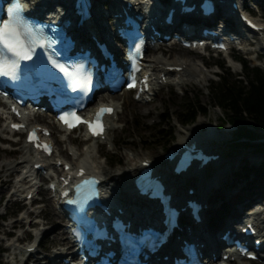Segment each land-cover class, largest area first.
<instances>
[{
    "label": "rangeland",
    "instance_id": "obj_1",
    "mask_svg": "<svg viewBox=\"0 0 264 264\" xmlns=\"http://www.w3.org/2000/svg\"><path fill=\"white\" fill-rule=\"evenodd\" d=\"M241 1L244 2V6L255 8L254 16L258 20L264 22V0H255V2H251V5H249L248 1L252 0ZM113 6L114 4L111 0H100L99 12L97 10L94 11V15L96 14V16H98L96 21L100 25L109 26L107 20L113 15ZM99 17L101 19H99ZM249 37L257 42V44L250 48L253 52L248 55L245 52H239L237 50L234 51L231 56H244L252 63L253 66H258L264 71V58L260 62L255 59L258 52L263 54L264 57V38L258 39L256 36L252 37V35ZM245 50L246 47H244V51ZM184 51L185 50H181V53L175 57L171 55L173 52H176L174 50H170L168 52L157 51L151 57L152 59H154L155 56L163 58L166 57V59L170 58L171 63L174 61L178 62L182 59V57H186L185 60H190L198 65L204 63V65L208 67V71L205 73L209 78L208 85L200 87L198 78L195 75L188 74L182 80V85L179 84L174 86L157 87L156 97L150 104L135 102L132 95L124 93L116 98L117 104L115 106L118 107V110L120 111L118 114L119 120L113 123L114 130L108 136L110 141H108L109 144L101 146L86 142L82 133H75L67 137L61 134H55L54 139L57 144L56 157L71 161V163L75 166L78 165V162L86 156V152L89 148H91V151H93L92 158L96 161V164L94 163V167L96 165L97 171L102 173L106 171V175L107 173L123 174L133 168L136 163L138 165L141 158L146 157L157 161L160 158H163L166 151L175 147L181 139L197 134L200 135V137H204L205 141H202L203 146L211 148L215 151V153H222L224 158L226 157L227 159L225 161V167H229L230 174L226 183L216 195H218L220 199H225L223 196L226 195V192L232 188L241 187L243 189L244 185L239 184L242 179L236 178L234 176V172L243 167L246 160L257 159V156L249 150L238 151L233 149L231 145L233 127L229 125L223 129L218 127L222 121L223 114L220 109L210 107L212 100L211 95L209 94V89L211 88L212 83H217L218 81L220 82V79L215 75V72L219 71V74H222V76L226 75L225 70L222 72L216 67H213V65L217 64V62L223 61L226 63L227 67L231 65L232 68L229 67V72L235 78L242 74L241 65L239 63L235 65L231 64L227 56H217L213 53H204L195 58L190 57V54H194L192 52L190 54L183 55L185 54ZM199 69L200 72H202V68ZM185 97H189L190 99L199 98L203 106L210 107V111L207 116H200L193 125L182 128L178 124L175 114L178 113L182 107L184 103L183 99ZM100 102H105L104 98L101 96L98 98V103ZM128 102L129 105L127 104ZM98 103L96 102V105ZM142 105H145V107ZM169 114L174 115L173 120L167 118ZM38 122L42 123V120L39 119ZM154 126L160 127L164 131H168L170 128L175 127V140L166 144L159 141H153L149 135L151 132L150 129L154 128ZM6 127V123L0 117V214L3 216L0 218V263L37 264L33 261V259H40V264H60L61 259L66 256V254H64L61 258H56L54 260L55 256L61 254V251L51 250V243L53 242L56 232L63 229V226L60 225L58 228L53 229L56 225H59L56 224L58 222L48 223L49 219L56 217L54 215L56 210L51 204L52 201L50 197L45 193L40 194L39 198H43V203L39 206L33 207L32 209L20 201L15 203V198H21L18 196H23L24 198L26 195H22V193L30 189L21 188L22 183L20 182V179L23 178V175H25L24 171L26 170L23 168L25 166L24 164H18L23 162L26 158H32V156L27 150L22 148L23 140L20 144L13 145L14 149L12 151L6 149L10 147V142L4 140L7 136L3 132ZM211 131H213L212 135H210ZM207 136L210 137L206 139ZM129 137H133L132 139H129L131 142L125 143L124 141L128 140ZM11 138L14 141L19 140L17 135ZM118 143H121V147L115 145ZM133 158L136 159L135 161H132L133 164H128V160ZM116 159H120L121 162L114 163ZM215 171H217V168H212L207 171L206 174L210 175ZM132 176L133 173L131 175L126 174L125 178L119 181L120 184L116 185V189L119 190L120 196L126 201L135 199L129 194V192L133 189ZM1 189L3 190L2 192ZM20 189L23 190L19 192V195L17 196L16 193ZM123 192H127L128 195H123ZM243 196L242 194L238 196V203L242 202ZM239 198L240 201L238 200ZM259 202V205H255L256 207L252 206V209L250 210H248V208H251V205L245 207L242 205L238 207L243 208L245 215L246 213L248 214L249 211H259L261 213L260 219L264 220V201ZM32 211L35 212L34 214L41 212V215L40 217L33 215L31 223L28 224V220L24 218ZM39 221V225L35 227V223H38ZM7 234H10L9 236L12 238L10 239L7 237ZM36 239L41 241L42 250L39 253L32 255V260H28L27 263H24L26 259L24 252L28 248V245H31ZM21 240H23L24 243H22ZM8 244L11 246L10 248H8ZM14 253H18L15 258Z\"/></svg>",
    "mask_w": 264,
    "mask_h": 264
},
{
    "label": "trees",
    "instance_id": "obj_2",
    "mask_svg": "<svg viewBox=\"0 0 264 264\" xmlns=\"http://www.w3.org/2000/svg\"><path fill=\"white\" fill-rule=\"evenodd\" d=\"M240 61L244 74L239 75L238 79L226 69L224 62H219L226 75L220 77V82L212 83L209 89L212 100L210 107L222 111L223 118L218 125L220 129L228 125L233 127L231 145L234 150H249L264 158V71L251 67L244 58L240 57ZM183 102L179 112L175 114L178 124L183 128L193 125L199 115L207 116L210 111V107L203 106L199 98L185 97ZM173 117V114L167 116L170 120ZM150 131L149 136L156 142L166 144L176 138L175 127L164 131L154 126ZM132 138L129 137L124 142L129 143ZM116 146L121 147V143ZM115 162L120 163L121 160L116 159ZM235 175L247 183L245 190L248 191V196L264 199V160L257 163L246 160Z\"/></svg>",
    "mask_w": 264,
    "mask_h": 264
},
{
    "label": "bare ground",
    "instance_id": "obj_3",
    "mask_svg": "<svg viewBox=\"0 0 264 264\" xmlns=\"http://www.w3.org/2000/svg\"><path fill=\"white\" fill-rule=\"evenodd\" d=\"M99 2H100V0H93V9H98ZM225 10H227V9L225 8ZM96 19H97L96 16L92 19L93 23L97 22ZM93 31L97 37L102 38V36H101L102 33L100 31V28L96 27ZM180 53H181V51H176V52H173L171 55H173L175 57L176 55H179ZM184 53L185 54H183V55H187V54H190L191 52L188 50H185ZM197 56H198V54H190V57L197 58ZM185 58L186 57H182V59L179 60V64H178V63H176L177 61H174L173 63H171L170 58L166 59V57L163 58V57H159V56L156 57L155 56L154 59L149 60L148 63L151 64L154 71L159 72V73H164L165 75L171 74L170 72L166 71L165 68L167 66L186 64L189 67V73L191 75H195L198 78V83H199L200 87L208 85V83H209L208 75L203 73V72H200L199 68H201V65H198L195 62H191L190 60H187V59L185 60ZM182 77H183V75H182ZM127 104L129 105V102ZM142 106L145 107V105H142ZM212 132L213 131L210 132V135H212ZM192 136L194 138L193 140H197L199 143H202V141H205L203 136L200 137V135H197V134L191 135V137ZM209 137L210 136H207L206 139H208ZM188 138H189V136H188ZM187 139H181L176 144L175 147L177 148L178 146H181L183 143L187 142L186 141ZM24 148L29 149L26 144H24ZM92 153H93V151H91V148H89V150L86 152V156L79 161L77 166H75L76 171L81 164L84 165L88 169L89 174L97 173L101 177H104L105 182H107L106 186H108V188H109V186L116 188V185L120 184L119 181L121 179L125 178L126 174L131 175L139 167V164L137 165V163H136L135 164L136 167L134 166L133 168H131L126 173H123V174L107 173V175H106V171H104L102 173V172L96 170V165L94 167V163L96 164V161L93 160ZM135 160H136L135 158L129 159L128 164H133L132 161H135ZM141 160L142 161L150 160V158H146V157L144 158L143 157V158H141ZM140 161H139V163H140ZM151 161H153V163L155 164L156 171L158 174H163V173H166V171H170L169 164L165 163V161H163L162 158H160L157 161H155V160H151ZM31 163H33V161L31 159L26 158L23 162L18 164V165H21V164L25 165L23 168H25V170H26L25 173H27V177H33L35 175V172L33 171L32 167L30 165ZM225 166H226L225 162L220 161L219 164L216 165L217 171L213 172L212 175H207L205 170H204L201 173H198L199 177L196 180H194L193 177H186V175L185 176L183 175V176L178 177L176 179L173 178L172 180L167 182L169 189L171 190V192L173 193L175 198H177L180 194H182L186 198L189 197L186 190L188 188H192V189H195L197 198H199L204 204L208 205V209L203 212V215H204L203 222L198 228V231L200 232V236H201V243H203V242L207 243L205 248H204L205 254L210 252V248L208 245L211 243L212 238H214V236L216 234V231L213 230L211 227V224H212L211 217H212V214L214 212H216V211L222 212L221 219H222V222L225 223L226 225H227V222L229 220L227 215H229V214H232V219H234V220H240L241 218H243L242 208L238 207L240 205L237 201L238 196L242 192L241 187L232 188L231 190L226 192V195L223 196L225 199H220L219 196L216 195L217 192H219V190L222 188V186L226 183V180L228 179V176L230 174L229 167H225ZM2 191L3 190L1 189V192ZM31 191L32 190L30 189L26 192H23L22 194L23 195L26 194V196H27ZM123 195L126 196V195H128V193L123 192ZM115 198H116V200L120 201L119 203H121V204L126 203V205L123 204L125 206V213L127 212L128 215H131V216L134 215V213L130 209V205H132L133 203H128L124 198H122L120 196L119 193H116ZM223 200H225V201H223ZM243 204H244V207L247 205L246 202H244ZM235 207H236V210H235ZM255 212H256V214L252 218L257 219V223H259L260 228L263 227V228H261V232L263 234V232H264V220L260 219L261 213L259 211H255ZM54 215L56 217L49 219L48 223L58 222L56 224H59V225H56V227L53 229L58 228L60 225L63 226L64 225L63 224V217L57 213H55ZM247 217H249V216H247ZM229 221H232V220L230 219ZM232 223H231V225H232ZM34 226L36 227L38 225L36 224ZM181 235L185 236L186 233L183 232ZM212 245L216 248L215 252L219 251L217 253V255L221 254V252H223V250L226 248L224 243L221 241H217L216 243H212ZM51 250L61 251V254L55 256L54 259L61 258L64 254L67 255L66 256V258H67L69 253L71 252V250H72L71 249V242L67 238V233H66L64 227H63V229L58 230L56 232V234L54 235L53 242L51 243ZM222 255H223V253L221 254V257H222ZM47 258H48V256H47ZM40 262L41 261H39V259H38L37 264H40ZM212 264H215V263H212Z\"/></svg>",
    "mask_w": 264,
    "mask_h": 264
},
{
    "label": "snow or ice",
    "instance_id": "obj_4",
    "mask_svg": "<svg viewBox=\"0 0 264 264\" xmlns=\"http://www.w3.org/2000/svg\"><path fill=\"white\" fill-rule=\"evenodd\" d=\"M55 41L49 40L44 34V26H33L28 22L21 20L15 11L10 12L6 20L0 21V77H9L11 79H19L22 62L32 61L37 54V49H51ZM136 52L140 49L136 48ZM52 55L51 63L59 73L63 75L69 87L81 91H88L91 88L90 73L84 71L83 66L71 64V62H61ZM31 67L25 65V69ZM134 87L133 83L128 85ZM15 111V110H14ZM111 108L101 107L92 121H84L75 112L68 115L60 116V120L69 129L78 126L80 123H86L89 131L94 136L103 135V116L110 115ZM14 128L21 126L13 125ZM45 135L47 132L45 130ZM36 130L29 134V142L35 143L38 148H43L44 151L50 153L48 145H40L37 143ZM83 175V171L79 173ZM67 183V181H65ZM96 183L93 180L84 181L82 185L77 186V194L86 185ZM66 195V193H65ZM72 203V201H70Z\"/></svg>",
    "mask_w": 264,
    "mask_h": 264
}]
</instances>
